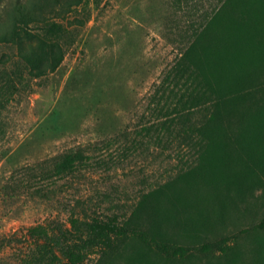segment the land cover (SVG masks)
I'll use <instances>...</instances> for the list:
<instances>
[{"label":"rangeland","instance_id":"374dc122","mask_svg":"<svg viewBox=\"0 0 264 264\" xmlns=\"http://www.w3.org/2000/svg\"><path fill=\"white\" fill-rule=\"evenodd\" d=\"M181 1L90 0L78 15L85 23L59 68L15 82L11 94L3 92L0 264L29 259V226L69 227L70 217L83 211L121 219L143 192L195 164L193 148L167 136L155 138L161 114L152 98L155 85L184 47L182 30L190 20L197 23L220 8L237 20L242 32L245 26L239 50L254 56L249 57L254 72L260 63L255 78L264 82V0H195L190 16ZM14 67L23 70L15 47L0 43V71ZM70 150H80L85 165L65 177L51 175L54 158ZM261 200L264 191L257 189L243 200L226 201V208L212 200H196L191 208L166 204L170 219L162 229L174 240H189L193 248L186 260L161 256L138 240L126 239L115 251H96L81 264H264L255 249L264 229L253 228L263 215ZM225 235L236 239L227 256L199 252L201 244Z\"/></svg>","mask_w":264,"mask_h":264},{"label":"trees","instance_id":"16d2710c","mask_svg":"<svg viewBox=\"0 0 264 264\" xmlns=\"http://www.w3.org/2000/svg\"><path fill=\"white\" fill-rule=\"evenodd\" d=\"M89 1L0 0V43L13 45L23 65V70L0 71V97L6 91L11 94L17 83L59 68L65 50L85 23L78 15L85 13ZM194 2L181 1L188 16ZM202 18L197 23L190 20L182 30L184 47L152 94L153 108L161 114L154 125L155 138L162 141L167 136L177 145L193 148L195 164L143 192L121 219L87 216L83 211L70 217L69 227L29 226L33 248L24 264H81L96 251H115L126 239L138 240L161 256L186 260L193 248L189 240L182 242L183 236L174 240L162 229L170 219L166 204L191 208L197 201L212 200L226 208V201L243 200L253 190L264 191V82L255 78L261 65L251 70L249 57L254 56L239 50L245 26L242 32L237 20L220 8ZM261 45L260 40L255 46ZM85 159L80 150H70L56 156L49 171L65 177L85 165ZM261 202L263 215L253 226L257 230L264 229ZM258 240L255 249L264 260V238ZM235 243V235H225L201 244L198 250L225 257Z\"/></svg>","mask_w":264,"mask_h":264}]
</instances>
